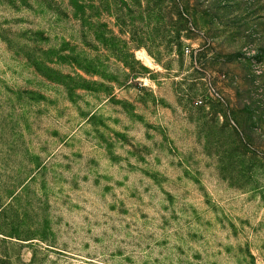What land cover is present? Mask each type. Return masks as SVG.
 <instances>
[{
  "label": "rangeland",
  "instance_id": "obj_1",
  "mask_svg": "<svg viewBox=\"0 0 264 264\" xmlns=\"http://www.w3.org/2000/svg\"><path fill=\"white\" fill-rule=\"evenodd\" d=\"M0 264H264V0H0Z\"/></svg>",
  "mask_w": 264,
  "mask_h": 264
},
{
  "label": "trees",
  "instance_id": "obj_2",
  "mask_svg": "<svg viewBox=\"0 0 264 264\" xmlns=\"http://www.w3.org/2000/svg\"><path fill=\"white\" fill-rule=\"evenodd\" d=\"M8 1H10V4H12V5L16 4V2H18L22 5L27 2V0H8Z\"/></svg>",
  "mask_w": 264,
  "mask_h": 264
},
{
  "label": "bare ground",
  "instance_id": "obj_3",
  "mask_svg": "<svg viewBox=\"0 0 264 264\" xmlns=\"http://www.w3.org/2000/svg\"><path fill=\"white\" fill-rule=\"evenodd\" d=\"M144 57V56H143Z\"/></svg>",
  "mask_w": 264,
  "mask_h": 264
}]
</instances>
